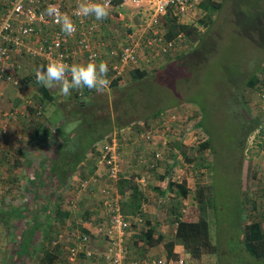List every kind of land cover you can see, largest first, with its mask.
<instances>
[{
    "label": "rangeland",
    "instance_id": "1",
    "mask_svg": "<svg viewBox=\"0 0 264 264\" xmlns=\"http://www.w3.org/2000/svg\"><path fill=\"white\" fill-rule=\"evenodd\" d=\"M211 1L221 3L222 5L216 9H212L211 7L208 11V13L211 12L208 18L205 15L206 12L200 14L193 12L189 15L181 16L180 20L185 24H195L201 31L199 35H202L203 38L197 41L193 36L183 35V45L170 49L169 51L172 52L167 54L161 52L160 46H153L155 47V51L148 44L154 40V29H159V26L153 27L147 24L151 11L145 10L140 5L135 6L131 4H118L114 8L109 9L108 17L98 23L101 33H103L104 38L106 37L109 42H111L109 39L112 38V35H114L115 41L121 42L124 39L123 32L125 31V27L127 25L131 26L135 41H137L141 50V66L139 68L147 71V74L143 80H137L132 76L134 72L127 71L124 77L121 78L118 87L108 86L102 93L95 92L85 96V98L96 102L94 105L96 118L101 120V122H104L108 117L116 120L118 115L121 119L122 115L131 117L129 123L121 128L117 124H114L113 130L107 131L110 133L106 135V138L112 134V131L124 129L126 130L124 134H129L131 137L129 139L131 146L132 144H137L135 142L137 137L141 139L142 135L143 142L151 145L152 153H147L148 167L140 169L132 166V169L128 168L127 171L134 170L135 174L142 173L141 176L139 175V182L142 186L149 184L146 187L148 196H146V201L149 198L151 210L161 215L160 219L164 222L163 225L167 230V238L169 239L174 235L178 212L195 213L194 209H198L201 206L198 201L199 192H203L204 190L206 193V186L212 185L210 199L204 200V204L206 203L204 205L206 207L204 213L210 224L209 234L211 240L214 244H219L220 249L222 246L227 251V254L230 253L229 255L239 258L237 247L241 241L237 236L238 230L236 225L233 227L229 221L231 212L234 210L232 201L234 197L243 195L247 200L248 211L260 205L258 208L260 213L263 208V205L255 198L263 193L261 190H263L264 186V123L263 127L260 125L262 127L261 133L256 131L257 128L247 137L243 152L230 148L227 152L224 149L220 152L222 153L221 155L215 156L211 154L210 149L201 151L200 144L205 138L209 137L208 132L210 128L213 135L217 136L215 144L219 150L221 146H224L230 140L235 142L233 137H235L236 133H233L232 130L241 125L242 118L230 116L228 108H222L220 104L222 105L224 99H226L225 96L229 85L233 86L235 84L241 88L243 83H245L244 79L247 74L251 76L252 73L256 75L260 72L261 64L264 62V0ZM114 10L122 14L120 22L115 19ZM211 17L212 19L210 20ZM201 20H206L207 23L203 24ZM218 31H222L221 36H217V34L220 35ZM209 38H212L213 41ZM204 40L205 42L202 43ZM209 41L210 43H208ZM157 49H159V53ZM164 67H167V71L163 70L161 72L165 73V79L161 81L155 80L154 75ZM29 73L27 70L23 71L22 76ZM152 82H156L157 85ZM26 88L25 86L13 87L12 85L0 82V104H7L12 111L6 120L10 125L9 129L13 128L15 131L20 129L24 132L22 139H16L14 134L10 137L6 136V140L0 138V157L4 155L5 151L3 150L6 146L11 148L15 144L19 146L33 144L29 135L31 115L26 110L27 104L34 102L40 94L37 91L35 94L34 88L27 92ZM50 90L64 104V110L49 112L51 117L60 122L64 119L65 114L72 111L73 100L76 97L72 91L67 95L63 94L59 86ZM129 91L133 95L131 96V100H128V107L118 104L116 102L118 97L127 95ZM253 93H257L256 89H249L247 94V103L252 109L253 113L251 114L253 115H249L245 111L248 116L252 117L258 116L257 114L259 113H264L261 109L253 106V103L257 104L252 99ZM19 95L24 97V102L21 105H16V98ZM13 99L15 100L13 101ZM210 102H215L217 105ZM203 108H207L208 112L214 115H211L212 118L215 119L212 120L208 113L205 128L198 125V121L204 116ZM235 109V107L229 106V110L232 112ZM216 117L221 119L220 123ZM40 119L45 121L44 117H40ZM77 125L78 122H71L67 124V129L71 131ZM98 130L99 125H96L95 128L88 131V134L93 135ZM0 135L2 134L0 133ZM88 138L86 137L84 142ZM109 139H113V137L110 136ZM52 144L53 142L47 143L44 147L49 146L56 150L57 145ZM157 154H160L159 158H157ZM150 158L151 162L149 166ZM32 162L35 161L33 160ZM37 163L35 162L31 166L26 165V168L22 172L25 181L26 176L31 178L36 176L34 168H36ZM98 164L105 170L104 175H107L108 179H110V164L108 160L107 162H99ZM9 166L10 164L8 163ZM155 167L159 169L153 170ZM124 170L125 166L122 163L120 171L124 173ZM11 171L14 172L13 169ZM49 172L48 170L47 173L49 174ZM82 172L84 173L85 170ZM146 172H150L151 176ZM86 173L89 172L87 171ZM74 174L68 181L69 187H71L68 191L71 192L70 197L78 199L75 196L79 190L76 189L78 188V181L73 179ZM161 176L165 178L162 179ZM107 177L104 176L102 180L109 181ZM183 180L189 189L187 197H183L175 185L170 186V181L180 182ZM237 183H239L240 189ZM13 185L10 184L9 191L12 188V190L21 188V186ZM62 188L63 186L57 185L51 179L47 185L41 187L39 193L46 195L48 191L54 192L56 189L62 191ZM102 189L100 190L102 196L105 194L111 195L114 191L111 187L109 189ZM30 190L31 187L28 186L27 191ZM23 191V188H21V192ZM23 196L26 198L25 200L23 198L22 202L24 201V204L27 206L26 210L28 212L25 216L26 219L20 221L22 225L23 223L26 224L27 220L33 222L36 219L33 212L37 207L35 204L37 203L36 200L33 201L26 193ZM258 200L260 201V199ZM14 203L17 205L20 203V200ZM253 203H255V206H253ZM38 204L46 205L47 197L40 203L38 202ZM86 204L91 207L89 204L95 203L92 199H87V203L85 202L84 205ZM48 205L51 207V204ZM82 211L83 208L78 211V216L82 214ZM255 217L256 215L250 214L249 218L254 219ZM79 218L77 217L76 219L78 220ZM17 221V218L14 219L13 224L16 225ZM228 223L229 230L225 229ZM134 226L136 230L141 231L140 233H135L136 237L128 245L131 252H138L139 242L146 241L143 233L146 232L147 228L145 223H142V225L135 224ZM227 230L231 233V236L229 234L228 239H225ZM1 232L0 234L5 235L2 236V241L6 244L5 238L8 235L4 231ZM18 240L19 238H14V236L11 239L15 245ZM135 243L138 246L132 249L131 246ZM21 244H23L24 250L30 248L27 240H24ZM9 247H12V245H8ZM13 247L7 255L9 257L7 259L8 264H13L15 260L13 256H15L17 250ZM221 254L220 250L215 254L218 261V256ZM185 260L188 263V259ZM219 263L228 264L225 261H220ZM206 264L209 263L207 262Z\"/></svg>",
    "mask_w": 264,
    "mask_h": 264
},
{
    "label": "crops",
    "instance_id": "2",
    "mask_svg": "<svg viewBox=\"0 0 264 264\" xmlns=\"http://www.w3.org/2000/svg\"><path fill=\"white\" fill-rule=\"evenodd\" d=\"M60 1L69 2L72 5H74L77 2V0H60ZM118 4L119 3H115L111 8H114ZM111 8H107L108 13H109V9ZM114 12L116 15L115 19H117V21L120 22L122 14H120L116 10H114ZM5 13H6V7L1 6L0 17L1 18L4 17ZM85 19L89 20L88 17H85ZM100 21L101 20H96L95 18L93 20V22H96V24L100 23ZM130 27L131 26L129 25L125 27V31L123 32L124 39L127 33H133ZM159 29H162L164 31V36H166V29L163 27V25L159 26ZM101 34L103 36V33ZM105 39L107 38L105 37ZM119 43L122 44V42L117 40L116 44ZM140 55H141V50H139L138 62L132 64L131 67L139 68L141 66ZM13 56H14V61L16 62L17 75L22 80L24 79V77H28V78L30 77L28 79V85L26 86L27 92L31 91L33 88L36 89V87L32 83V80L30 79L32 74H34L35 69L37 68L38 60L24 54L22 51H16ZM76 64H83V63H76ZM26 70L29 71L30 73L23 75L24 76L23 77L22 72ZM127 71L128 68L125 70V72ZM107 79L109 80L108 86H110V82L113 80L109 76H107ZM120 81L121 78L119 79V82ZM1 83L12 85L10 83H5V82H1ZM13 87H17V86H13ZM71 91L74 94L76 92L75 89L70 90V92ZM252 99H254L255 102H258L259 95L257 93H253ZM14 100L15 99H13V101ZM257 108L260 109L259 105ZM10 111L11 109H9V106L7 104L4 103L0 104V124L4 122L3 120L5 118L3 117L2 114L4 112L7 113ZM7 119L8 118L6 117V120ZM261 126L256 130L258 133H261L262 131ZM29 131L30 132L32 131L31 127ZM125 131L126 130L122 129L120 131L117 130L114 132L119 136L120 148H118L117 150L119 153L118 162L120 163V165H122L123 163V165L125 166L123 178H130L131 176H133L134 181L138 183L140 186V191L144 193L145 196H147L146 187L149 184H147L146 186H142V184L139 182L138 179L140 178L139 175L141 176L142 173L135 174L134 170H129V171L127 170L132 166H135L140 169L148 167L147 153H150L152 151V149L150 148L151 145L149 143L145 144V142H143V135H142L141 139L137 137V140L135 141L137 144H132L131 146L129 143L130 142L129 139H131V137L129 136V134H124ZM0 133L2 134L0 135V138H4V139L6 136L10 137L13 134L16 139H22L24 137V132L23 130L20 129L15 131V129L11 128L7 132L0 130ZM44 139H45L44 142H46L47 140V143L53 142L52 145L54 144L55 146L57 145L56 150L52 149V147L49 146L44 147L46 145V144L43 145L44 142L41 143L38 141L35 143L32 140L31 143H33L34 145L26 144L25 146H19L15 144L11 148L9 146H6L4 150L2 149L3 151H5V153L3 156L0 157V185H2V187H0V219H1L0 232L4 231L5 233H7L8 236L5 238L6 244H4V241H2V236L5 235L0 234V264H8L7 259H9V257H7V255L9 254L10 249L13 246H14L13 248L17 250V252H15V256H13L15 259L13 264H68L70 259L69 256L71 249H73V247L74 248L77 247L80 250V248L82 247V242H81L82 237L85 235L91 237L89 243H87L85 247L87 248L89 246L90 248L94 249L93 251L95 252L96 254L95 256L97 259L95 260L94 264H111L109 261L106 260V255L109 252L110 244H108L104 232L99 231L98 229L99 224L108 223L107 216H109V213L106 212L104 198H102L103 196L101 195L100 190L102 188L109 189V187H111L114 190L111 195H113L114 197L113 200H115V202L120 207L121 213L124 216L128 217L130 222L132 223V231L128 232V234L126 235V240L123 242V244L125 245V250H124V257L121 262L122 264H135V263L153 264V262L156 261L157 264H160L161 261L164 262L165 264H180L181 260H183L186 264H198V263L206 264L207 262L209 264H220L219 263L220 261L217 260L215 254H207V255L204 254L200 258H192L191 254L186 250L185 246L179 242H176L174 246V252L177 253L179 257L176 259L171 258L168 255V252L165 248V243L174 239V235L177 228V222L175 223L176 228L174 230V235H172L168 239L167 230L163 225L164 222H162L160 219L161 215L159 213L157 214L156 211L151 210L149 198L147 199L146 203H143L142 211L138 213H135L134 211L133 213L126 212L128 214L123 213V209H124L123 207L128 206L127 204H131L132 201L131 190L126 189L125 193L123 194V192L120 191L119 185L116 184V181H112L108 179L107 175H104L105 170H103L102 167H100L98 164L99 163L98 153L101 149L100 142L98 143L95 151L90 149L87 150L86 158L77 167V171L73 176V179L78 181V188L76 189L79 190L75 194V196L78 199L75 198L76 199L75 200L72 196L71 197L69 196L71 192L68 191V189L71 187H69L68 183H65L63 185L62 191L56 189L54 191L55 192L54 195H52L53 191H48L46 195L44 194L41 195L39 193L41 191V187L43 185H47L49 180H51V177L48 178V176L49 174L51 175L52 173L49 170V168H46V166L47 164L49 166V163H51L52 159L54 160L55 157L54 154L59 152L57 147L60 148V144L58 143V141H56L54 132L53 134H49L48 136L44 137ZM36 156L38 159L36 158ZM33 160L36 163L38 162L36 168H34V173L36 174V176L32 178L26 176V181H25L24 174L22 172L26 168V165L31 166L35 163L32 162ZM150 162H151V158L149 161V166H150ZM8 163L10 164L9 167H8ZM12 169L14 170V172L11 171ZM157 169L159 168L158 167L153 168V170H157ZM48 170L50 171L49 174L47 173ZM83 170H85V172L88 171L89 173L85 174V172L84 173L82 172ZM146 173L149 176H151L150 172H146ZM104 176L107 177L109 181L106 182L105 180H102ZM28 177L29 179H27ZM164 178L165 177H163L162 179ZM183 181L180 182L176 181V183H182ZM110 183H112L114 186ZM10 184L21 186V188H23L24 191L21 192V188L17 190H12L13 189L12 188L9 191L8 189L10 188ZM28 186L31 187L30 191H27ZM261 191L264 192V186H263V190ZM24 193H26V195L28 194L33 201L35 200L37 201V203H35L37 207L34 205V207L36 208L33 213L36 219H34L33 222L27 220L26 224L23 223L22 225L20 221L22 219H26L25 216L28 212V210H26L27 206L24 204V201L22 202L23 198L24 200L26 198L25 196H23ZM45 197H47V204L39 205L38 202L40 203L42 200H44ZM87 199H92L95 204L92 205L89 204L91 207L87 206V204L84 205L85 202L87 203ZM255 199L258 202H260L261 205H263L264 202L263 195H260ZM258 199H260V201ZM19 200L20 203L16 205V203L14 202ZM48 204H51V207H49ZM253 206H255V203H253ZM259 207L260 205L257 208H255V211L259 216H256L254 220H256L259 223L262 232H264V216L261 214V212L259 213L258 210ZM58 208H61L64 211H70V215L66 216L65 218L56 217ZM82 208H83L82 214L78 216V211ZM247 214L248 212L245 215ZM1 216L3 217L1 218ZM77 217L80 218L77 220L76 219ZM16 218L18 219V221L16 225H14L13 220ZM250 220L251 219L247 216L244 222L246 221L251 222ZM142 223H145L147 230L151 228L155 231L153 235L154 238H157L159 235H162L164 236V239L162 242L154 245H150V243L147 242V240L140 241L139 246L136 243L132 244L131 246L132 249L138 246L139 253L134 251L131 252L129 250L128 243L134 237H136L137 233H140L141 231V230H136L134 225L135 224L142 225ZM228 235L229 234L226 233L225 239H228L229 237ZM13 236L14 238L17 237L19 238L16 245L11 241V239H13ZM24 240H27L29 242L30 248L28 250L23 249L24 243L23 244L21 243L24 242ZM240 241L242 242V239ZM222 243L224 242L222 241ZM8 245H12V247L8 248ZM81 255L83 256L84 254L81 253ZM229 258L231 259V257ZM185 259H188V263L186 262L187 260ZM230 261L228 262V264H237V263H241V261H243V264H248V261H250L253 264H256V260L253 257H249L248 254L245 252L240 254L239 258L233 257L231 263ZM258 264H264V261L259 260Z\"/></svg>",
    "mask_w": 264,
    "mask_h": 264
},
{
    "label": "trees",
    "instance_id": "3",
    "mask_svg": "<svg viewBox=\"0 0 264 264\" xmlns=\"http://www.w3.org/2000/svg\"><path fill=\"white\" fill-rule=\"evenodd\" d=\"M115 3L120 2L116 1ZM221 5V3H217L215 1L204 0L202 1L200 7L202 11L204 10V12H206L205 15L208 18L211 13H208V11L211 9V7L212 9H216L220 8ZM211 19L212 17L210 18V20ZM201 23L206 24L207 22L206 20H201ZM165 26L167 40H173L181 34H185V36L190 37L193 36L197 41L203 38L202 35H199L201 31L195 24L182 23L176 15L169 14L165 16ZM218 30H220V28H218ZM218 33H220V35L217 34V36L222 35V31H218ZM209 39L213 41L212 38ZM109 40H111L113 44H116L114 35H112V38H110ZM121 42H124V39ZM203 42H205V40L202 41V43ZM208 43H210V41ZM261 66L262 67L260 69V72H264V62L261 64ZM163 70L167 71V67H164L154 75L155 80L161 81L162 79H165V73L161 72ZM131 72H134L132 76L137 80H143L145 75L147 74V71L141 70V68H133ZM248 76L249 75L247 74L244 79L245 83H243V86L241 88H239L235 84L233 86L229 85V89L227 90L225 96L226 99H224V103L222 105L220 104L222 108H228L230 116H233L234 118H242L241 125L238 128H234L232 130L233 133H236L235 137H233L235 142L230 140L224 146H221L219 150L215 144V139L217 138V136L213 135L212 130L210 128L208 132L209 137L205 138L201 142V146L199 145L201 147V151L210 149L211 154H214L215 156L221 155L222 153L220 152H222V150L224 149H226L225 151L227 152L228 150H230V148L238 152H240V150L243 152L247 137H249V135L253 133L254 130L259 128L260 125H263L264 113H259L257 114L258 116L253 117L248 116V114L253 115L251 114L253 113V111L248 106L247 94L249 89H256L258 82V74L255 75L252 73L251 76ZM29 78L25 77L23 80H21V84L17 87H26L28 85ZM30 80H32L33 85L36 87L35 94L37 91L40 95L36 97V100L34 102H32L31 104H27L28 106L26 112L31 115L30 127L32 128V131L29 135L33 142L36 143L39 141L43 143L45 141L44 137L48 136L49 134H53L52 130H55L54 134L56 137V141H58V143L59 141H61V143H59L60 148L57 147L59 152L54 154V160L52 159L51 163H49V166L47 164L46 168H49V170L51 171L52 174L49 176L51 177L53 182L59 186H63L65 183H68L71 176L77 170V167L80 165V163L84 161V159L86 158L87 150L90 149L95 151L98 143L104 141L106 135L110 133L107 131L113 130L114 124H117V126L121 128L122 126L129 123L131 117L122 115L121 119L118 115V117H116V120H112L108 117L104 120V122H101V120L96 118V109H94V105L96 104V102L94 100H87L83 96H79L78 94H76V98L73 100L74 104L72 106V111H70V113L68 114H65L64 119L59 122L57 121V119L51 117L49 112L55 110L59 112V110H64L63 102L56 98V95L50 89L38 84L36 82L34 74H32ZM229 83L233 84L232 82ZM153 84L157 85L156 82ZM118 85L119 79H114L110 82L111 87H118ZM93 93H95L94 90L91 91L87 88H83V94L85 96ZM132 95V92L129 91L127 95H122L121 97H118L116 102L120 105H124V107H128V100H131ZM23 102L24 97H22V95H19L16 98V105H21ZM210 103L217 105V103L215 102ZM230 105L236 108L234 112L229 110ZM203 109L204 116L198 121V125H200L202 128H205L206 116L209 112L207 108ZM245 111H247L248 114H246ZM262 112H264V110ZM211 115L214 116L212 113H209V117L212 120H215L212 118ZM40 117H44L45 121H42ZM216 119H218L219 123L221 122L220 118L216 117ZM74 121L78 122V125L73 128L74 130L72 129L73 131L68 130L67 124ZM96 125H99V130L93 135H89L88 131L95 128ZM86 137L89 138L86 139V142H84V139ZM107 138L109 137L107 136ZM44 143L47 144V140ZM123 177L124 173L121 172L118 180L116 181V184L119 185L120 191L123 192V194L125 193L126 189L131 190L132 198L131 204H127L128 206L123 207V213L128 214L129 212L133 213V211L135 213H138L142 211V205L146 202V196L140 191V186L134 181L133 176H131L130 178ZM174 185L177 187L183 197L188 196L189 189L187 188L185 181H183L182 183L170 181V186L172 187ZM237 186L240 189L239 183H237ZM211 188L212 185H209L206 186V193L204 190L203 192H199L198 201L201 206L198 209H194L195 213H187L186 211L184 213L182 211L178 212L176 217L177 228L174 235V239L165 243V248L171 258L176 259L179 257V255L174 252V246L176 242H179L185 246L186 250L191 254L192 258H200L204 254H217L220 250L222 254L218 256L219 261L229 262L231 260L230 263L232 262V258L234 256L229 255L230 253L227 254V251H225L222 246L220 249L219 244H214L209 234L210 224L207 220V216L204 213V210L206 209V207L204 206L206 205V203L204 204V200L207 198L210 199L212 195L210 193ZM54 193L55 192H53L52 195H54ZM246 203L247 200L244 198L243 195L236 196L233 198L232 204L234 206V210L231 212V218L229 219V221L233 227L234 225H236V228L238 230V239H242V242H239V246L237 247L238 256L245 252L248 254L249 257H253L256 260V264H258L259 260L264 261V232H262L259 223L254 220L256 217L254 219H251V222H244L247 216L250 217V214L258 216L255 209L252 208L251 211H248V206ZM247 212L248 214L245 215ZM69 215L70 211H64L61 208H58L56 217L65 218ZM225 229H230L229 223L227 224V227ZM154 232L155 231L153 229L149 228L145 233H143L144 237L146 238L147 242L150 243V245L160 243L164 239V236L162 235H159L157 238H154ZM227 234L231 235L229 231L227 232ZM229 257H231V259ZM237 264H243V261ZM248 264L253 263L248 261Z\"/></svg>",
    "mask_w": 264,
    "mask_h": 264
},
{
    "label": "built area",
    "instance_id": "4",
    "mask_svg": "<svg viewBox=\"0 0 264 264\" xmlns=\"http://www.w3.org/2000/svg\"><path fill=\"white\" fill-rule=\"evenodd\" d=\"M116 1L120 2L119 4L140 5L145 10L151 11L147 24L153 27L164 25L165 16L169 14L176 15L181 20V16L193 12L204 13L200 7L204 0H93L96 3H103L106 8H111ZM48 4H54L61 15H67L72 19L75 25L72 36H66L54 18L44 15V9ZM1 6L6 7L5 16L0 17L1 82L14 86L21 84L22 79L16 73V62L13 56L16 51H22L38 60L39 64L35 71L41 65L46 66L50 61H60L68 65L93 62L97 66L104 62L108 68L107 76L112 80L120 79L125 70L139 60L140 47L133 33H127L122 44L109 42L102 36L99 24L93 22L94 17H88L89 20H86L84 16L76 15L77 2L72 5L60 0H0V9ZM153 34L154 40L148 44L153 50H155L153 46H160L162 53L179 47L183 40L181 34L178 38L167 41L162 29H154ZM157 52L159 53V49ZM75 90L79 96H83V88ZM261 90L264 91V80L261 83ZM260 96L264 101V92L260 93ZM2 115L5 118L0 124V130L7 132L10 125L6 117L11 113L4 112ZM117 150L116 136L101 142L99 162L104 163L108 160L109 176L112 181H117L121 173L117 161ZM159 157L160 154H157V158ZM113 199V195L105 194L104 204L106 212L109 213L108 223L99 224L98 229L104 232L110 244L106 260L111 264H122L125 250L123 242L128 232L132 231V223L121 213L120 207ZM262 214L264 216V207ZM90 238L87 235L82 237L80 250L77 247L71 249L68 264H94L97 260L94 249L85 247ZM81 253L84 255L82 256ZM155 263L157 264V261L153 262ZM160 264L165 263L161 261ZM180 264L186 263L181 260Z\"/></svg>",
    "mask_w": 264,
    "mask_h": 264
},
{
    "label": "clouds",
    "instance_id": "5",
    "mask_svg": "<svg viewBox=\"0 0 264 264\" xmlns=\"http://www.w3.org/2000/svg\"><path fill=\"white\" fill-rule=\"evenodd\" d=\"M108 14H109L108 10L103 3H96L93 2V0H77V12H76L77 16L94 17L96 20H104L108 17ZM44 15L54 18L56 23L60 25L61 31L65 33L66 36L70 37L74 34L75 25L72 19L67 15H61L59 9L54 4H48L45 7ZM163 27L166 29L165 24L163 25ZM164 37L166 39V36ZM181 42L179 47L183 45V42L182 43ZM169 52L172 51H168L167 53ZM167 53H163V54H167ZM132 69L133 67H129L128 72L129 71L131 72ZM107 73H108V68L104 62H101L97 66V64L93 62H89L87 64L68 65L60 61H50L46 66L41 65L35 71V77H36V82L41 86L48 89H52L54 87L59 86L60 91L63 94L67 95L70 93V90L72 89H82V88H87L89 90H94L97 93H102L109 85V80L107 79ZM125 73L126 72H124V74ZM124 74L122 75V77H124ZM263 80H264V72H260L258 74V82L256 87L257 94L259 95V101L256 102L257 104L253 103V106L258 107L259 105L262 111L264 110V101L261 98L260 93L264 92L261 90V83L263 82ZM76 94L77 92H75V95ZM83 97L85 98L84 94ZM52 131L54 132L55 130ZM114 134L116 133L112 132V134H110L108 137L110 136L113 137ZM116 137H117L118 148H120L118 134H116ZM261 195H263L264 197V192ZM263 207H264V202H263ZM261 214H262V209H261Z\"/></svg>",
    "mask_w": 264,
    "mask_h": 264
}]
</instances>
